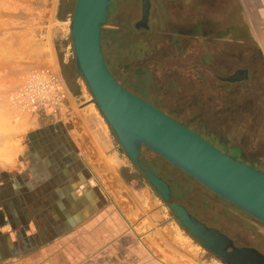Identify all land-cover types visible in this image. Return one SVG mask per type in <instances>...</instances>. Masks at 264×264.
<instances>
[{
    "label": "rangeland",
    "instance_id": "obj_1",
    "mask_svg": "<svg viewBox=\"0 0 264 264\" xmlns=\"http://www.w3.org/2000/svg\"><path fill=\"white\" fill-rule=\"evenodd\" d=\"M75 2L0 0V161L8 158L17 164V174L26 175L27 180L17 181L21 187L35 190L40 186L36 194L27 193L39 212L61 211L59 202L63 201L65 209L80 213L85 222L95 221L84 235L86 248L97 249L99 254L89 264H130L148 254L161 264H223L180 227L171 203L185 207L235 247L254 249L264 256L262 223L142 148L154 172L173 190V201L165 204L144 174L126 160L76 69L70 21ZM141 20L142 0H111L101 45L116 81L218 145L227 146L229 154L240 148L241 155L230 156L264 170V110L259 108L264 100V67H255V76L248 82L220 84L248 62L261 65L257 53L251 48L250 54L231 48L234 65L218 74L212 65L184 64L165 36L141 33ZM124 37L150 39L154 49L146 65L131 57L140 48L126 52ZM225 56L218 55L217 62L226 64ZM193 72L204 79L191 78ZM42 181L55 182L56 192L41 194ZM8 209L9 229H0V264H25L13 261L11 244L6 245L4 238L11 243L12 236L26 238L29 228L21 234L25 220L13 206ZM31 222L27 214L24 228ZM42 222L39 232L45 236L46 223ZM73 241L69 251L76 253ZM67 249L63 252L56 246L47 259L52 258L53 264H73L66 259ZM37 264L45 263L38 260Z\"/></svg>",
    "mask_w": 264,
    "mask_h": 264
},
{
    "label": "water",
    "instance_id": "obj_2",
    "mask_svg": "<svg viewBox=\"0 0 264 264\" xmlns=\"http://www.w3.org/2000/svg\"><path fill=\"white\" fill-rule=\"evenodd\" d=\"M110 0H76L71 18L75 65L101 115L129 160L144 174L166 203L173 201L170 185L139 163L146 148L197 183L264 225V173L223 154L207 140L124 89L109 71L102 53V26ZM149 2L142 0L140 26L147 25ZM247 77L239 71L227 79ZM184 231L223 264H264L253 249L235 248L219 231L207 227L178 203L169 204Z\"/></svg>",
    "mask_w": 264,
    "mask_h": 264
},
{
    "label": "crops",
    "instance_id": "obj_3",
    "mask_svg": "<svg viewBox=\"0 0 264 264\" xmlns=\"http://www.w3.org/2000/svg\"><path fill=\"white\" fill-rule=\"evenodd\" d=\"M148 2V25L158 26L156 35L165 36L170 40V44L176 47L175 53H178L183 63L196 59L197 62L216 65L217 56L226 55L224 61L228 63L225 65H234L230 62L235 59L231 48L240 50L242 48L245 54L255 51L260 64L264 65V0H148ZM153 34L148 31L149 37ZM189 45L194 47L193 50L188 49ZM142 48L144 63H146L150 60L149 55L154 49L151 48L150 39L147 42L143 38ZM196 55H198L197 58H195ZM248 65H256V63L248 62ZM2 162L4 161H0V229L3 232L9 229L11 222L9 206H13L21 214V219L25 220L24 226L27 224V214L32 221L29 227L24 228L23 225L20 227L21 234L29 228V236L26 238L12 236L13 243L8 241L6 236L4 238L6 245L11 244L13 261L37 264L38 260H41L45 264H53L52 258L47 259V255L51 254L49 252H52L56 246H61L63 252L66 251L64 248L67 246L69 251L73 240L72 244L77 246V252H66L68 262L89 264L96 261L95 257L99 256L96 254L97 249L86 248L84 236L86 230L94 227L95 221L85 222L80 213L75 215L65 209L62 206L63 201L59 202L61 211L47 209L45 212H39L38 206L32 203L27 193L36 194L40 186L35 190L30 186L21 187L17 181L27 180L26 175L17 174L19 172L17 164L11 160L5 161L3 165ZM42 183L45 184L42 186L41 194L47 190L56 192L55 182L42 181L39 185ZM42 221L46 223L43 228L46 232L45 236L39 232L41 227L38 223H43ZM105 240L109 242L108 237ZM101 244H105V241ZM130 264L161 263L153 255L148 254L141 256L136 262L132 260Z\"/></svg>",
    "mask_w": 264,
    "mask_h": 264
},
{
    "label": "flooded vegetation",
    "instance_id": "obj_4",
    "mask_svg": "<svg viewBox=\"0 0 264 264\" xmlns=\"http://www.w3.org/2000/svg\"><path fill=\"white\" fill-rule=\"evenodd\" d=\"M111 1V0H110ZM157 25H155V27L153 26V27H150L149 25H148V22H147V25L145 26V27H143L142 28V30H141V33L143 34V33H145L146 32V34L148 35V31L149 32H151V33H154V34H157ZM193 50V49H192ZM147 56V55H146ZM198 57V55H196V57L195 58H197ZM217 58V57H216ZM226 59V58H225ZM187 63H189V62H186V63H184V64H187ZM190 63H196V65H197V63H199L200 65H212V64H205V63H201V62H197V60L195 59V60H190ZM226 63H228V62H226ZM144 65H146V63H144ZM147 65H153V64H150V63H148ZM257 67H264V65H248V66H244V68H242V69H238V70H236L232 75H230V77L231 76H233V75H235L237 72H239V71H245V72H247V77L245 78V79H242V80H240V81H236V82H228L227 81V79H229L230 77L228 76V77H225V78H222V82L220 83L221 85H229V86H231V85H238V84H241V83H243V82H248V81H250V79H251V77L252 76H255L254 75V70L256 69ZM212 69H214V70H216V72L218 73V74H221L222 72H225V71H227V70H229L230 69V65H225L224 64V62H221V63H219V62H217L216 63V65H212ZM200 77V79L201 80H203L204 79V77H203V75H199V74H197V72H193V74L192 75H190V77L191 78H195V77ZM196 77V78H197ZM239 82V83H238ZM120 84V83H119ZM121 85V84H120ZM125 89V88H124ZM128 91V90H127ZM129 92H131V91H129ZM132 94H134V95H136V96H138L139 98H141V99H143V97H141V96H139V95H137V94H135V93H133V92H131ZM144 101H146L147 103H149L150 101H147V100H145V99H143ZM198 100V99H197ZM196 100V101H197ZM151 103V102H150ZM149 103V104H150ZM252 104H255L254 102H251V105ZM151 105V104H150ZM152 106L153 107H155V108H157L158 110H160L161 112H163L164 114H166V115H168L169 117H171V118H173L174 120H176L177 122H179L180 124H182L183 126H185V127H187L188 129H190V130H192L193 132H195L196 134H198L199 136H201L202 138H204L205 140H207L210 144H212L215 148H217L219 151H223L222 153L223 154H225V155H227L228 157H230V158H232L230 155H232L234 152H238V156L239 155H241L240 153H241V149L240 148H234L233 150H231V154H229V152H227V146L225 147H223V146H220V145H218L217 144V141L216 140H213V139H211V138H208V137H206V136H203L202 134H200V132H198V131H196V130H193L192 128H190L187 124H185V123H183V122H181L180 120H178L177 118H175L174 116H172L171 114H169V113H167L165 110H163L162 108H160L159 106H157V105H155V104H153L152 103ZM261 110H264V100L262 101V103H260V107H259ZM216 141V142H215ZM224 151L226 152V153H224ZM141 154H143L142 153V149H141ZM238 156L237 157H235V158H232V159H234V160H236V161H238V162H240V163H242V164H244V165H247V166H249V167H252V168H254V169H256V170H259V171H261V172H263L264 173V170H261L260 168H257L254 164H251V163H248V162H246L245 160H241V159H239L238 158ZM234 245V244H233ZM235 247V246H234ZM235 248H237V247H235ZM238 249H250V248H238ZM254 250V249H253ZM258 252V251H257Z\"/></svg>",
    "mask_w": 264,
    "mask_h": 264
},
{
    "label": "trees",
    "instance_id": "obj_5",
    "mask_svg": "<svg viewBox=\"0 0 264 264\" xmlns=\"http://www.w3.org/2000/svg\"><path fill=\"white\" fill-rule=\"evenodd\" d=\"M125 38V39H124ZM123 38V40H124V43H125V50H126V52L127 51H130V49L132 48V49H134V47H135V49L137 48H140V50L138 51V52H136V53H132L131 55V57H133V59L134 60H136L137 61V63H139V65H144V59H143V39H141V40H138V41H132L131 39L129 40V39H127L126 37H124ZM134 52H135V50H133ZM132 51V52H133ZM263 65V64H262ZM80 76V75H79ZM82 79H83V77L82 76H80ZM83 81H84V79H83ZM85 82V81H84ZM86 84V83H85ZM142 149V148H141ZM158 158H160V157H158ZM162 160V159H161ZM139 163H140V165L142 166V167H144V168H146V169H149L151 172H153L154 174H156L157 175V173H155L154 172V169L152 168V161L145 155V154H141V156H140V159H139ZM136 167V166H135ZM136 169L138 170V171H140L137 167H136ZM141 172V171H140ZM143 174V173H142ZM148 182V181H147ZM148 185L151 187V185L148 183ZM152 188V187H151ZM153 189V188H152ZM154 190V189H153ZM155 191V190H154ZM156 193V192H155ZM172 193H173V190H172ZM156 195L158 196V198L163 202V203H165V204H167L166 202H164L163 200H162V198L156 193ZM177 220V219H176ZM179 223V222H178ZM180 225V224H179ZM181 227V226H180ZM182 228V227H181ZM183 229V228H182ZM184 230V229H183ZM188 235V234H187ZM191 239H193V240H195L196 242H199L197 239H195V238H193V237H191L190 235H188ZM200 244V243H199Z\"/></svg>",
    "mask_w": 264,
    "mask_h": 264
},
{
    "label": "bare ground",
    "instance_id": "obj_6",
    "mask_svg": "<svg viewBox=\"0 0 264 264\" xmlns=\"http://www.w3.org/2000/svg\"><path fill=\"white\" fill-rule=\"evenodd\" d=\"M41 50H42V49H41ZM48 85H49V84H48ZM10 115H12V114H10ZM0 116H1V114H0ZM0 118H1V117H0ZM10 118H11V117H10ZM1 120H2V119H1ZM1 120H0V121H1ZM3 121H4V120H3ZM1 125H2V124H1ZM12 146H13V145H12ZM9 148H10V147H9ZM12 148H13V147H12ZM12 148H11V149H12ZM15 148H17V147H15ZM11 149H10V150H11ZM10 150L8 151L9 153H11ZM12 150H14V148H13ZM16 150H17V149H15V151H16ZM12 152H13V151H12ZM1 153H2V152H1ZM5 153H6V152H5ZM9 153H8V155H5L4 158L8 157V156H9ZM15 155H16V154H15ZM0 157L2 158V155H0ZM12 157H13V156H12ZM0 160H1V159H0ZM7 160H8V158L6 159V161H7Z\"/></svg>",
    "mask_w": 264,
    "mask_h": 264
},
{
    "label": "built area",
    "instance_id": "obj_7",
    "mask_svg": "<svg viewBox=\"0 0 264 264\" xmlns=\"http://www.w3.org/2000/svg\"><path fill=\"white\" fill-rule=\"evenodd\" d=\"M50 79H51V80H53V78H52V77H51Z\"/></svg>",
    "mask_w": 264,
    "mask_h": 264
}]
</instances>
